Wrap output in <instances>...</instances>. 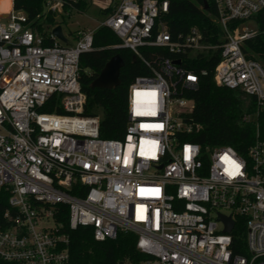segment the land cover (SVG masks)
Wrapping results in <instances>:
<instances>
[{
  "label": "built area",
  "instance_id": "1",
  "mask_svg": "<svg viewBox=\"0 0 264 264\" xmlns=\"http://www.w3.org/2000/svg\"><path fill=\"white\" fill-rule=\"evenodd\" d=\"M63 5L48 0L46 9L62 12ZM214 5L218 43L196 26L174 37L164 20L170 0H120L100 21L117 34L118 47L150 68L129 86L124 138H107L100 115L83 114L79 79L81 54L94 48L99 26L72 41L65 34L68 43L51 28L55 42L45 44L14 0H0V264L67 263L60 204L72 230L92 226L97 240L137 233L138 249L154 257L145 264H264V61L248 55L262 32L255 16L264 0ZM216 52V84L256 99L243 116L256 126L246 155L189 138L200 124L189 116L195 101L185 92L208 74L193 64ZM55 95L64 112L44 111ZM220 214L234 220L231 232ZM238 217L246 219L247 254L233 249Z\"/></svg>",
  "mask_w": 264,
  "mask_h": 264
},
{
  "label": "trees",
  "instance_id": "2",
  "mask_svg": "<svg viewBox=\"0 0 264 264\" xmlns=\"http://www.w3.org/2000/svg\"><path fill=\"white\" fill-rule=\"evenodd\" d=\"M47 2L48 0H14V7L28 15L29 26L44 36L45 44L55 42L50 37L51 28L67 23V16L73 10L84 12L91 5V0H64L62 12H57L47 10ZM115 4L102 9L104 17L115 9ZM216 12L214 0H170V8L165 13L164 20L174 37L186 34L196 26L202 31L204 40L218 43L221 41L222 30L215 21ZM255 20L262 32L249 42L251 48L248 55L264 61V10L255 16ZM71 33L75 34L70 30ZM93 37L94 48L83 52L80 57L79 79L87 94L83 114L100 115L101 136L124 138L129 113V86L137 76L149 74L150 68L132 51L118 47L120 39L111 28L99 26L95 29ZM156 50L160 55H170L165 50ZM116 54L125 60L120 73V84L114 89L92 87L93 80ZM219 59L216 52L214 56L208 53L203 59L197 58L194 61L193 66L198 72L207 69L208 74L200 76L196 89L185 92L186 96L195 101L189 116L200 124L199 131L192 133L189 138L199 142L204 149L229 145L246 155L256 138V126L252 122H245L243 116L256 108V99L241 90L216 84L214 73ZM56 100L58 97L55 95L48 105L43 107L44 111L64 112L60 106H54ZM259 122L261 136L264 137V110L260 114ZM5 206V201L0 202V208ZM69 215L67 205H58L56 219L63 224L62 230L70 235V260L65 264H145L148 260H154V257L138 249L137 233L120 231L115 239L97 240L92 226H80L72 230ZM245 220L242 217L236 220L232 232L234 253L247 254Z\"/></svg>",
  "mask_w": 264,
  "mask_h": 264
},
{
  "label": "water",
  "instance_id": "3",
  "mask_svg": "<svg viewBox=\"0 0 264 264\" xmlns=\"http://www.w3.org/2000/svg\"><path fill=\"white\" fill-rule=\"evenodd\" d=\"M207 8V6H206ZM52 32L64 43H68V37L64 33L62 24L53 27ZM180 63V60H176ZM125 65V60L119 54L113 56L110 61H108L105 67L102 69L100 74L91 83L92 87L114 89L120 84V73L121 69ZM219 218L225 223V231L231 232L234 227V220L230 216L220 214Z\"/></svg>",
  "mask_w": 264,
  "mask_h": 264
},
{
  "label": "rangeland",
  "instance_id": "4",
  "mask_svg": "<svg viewBox=\"0 0 264 264\" xmlns=\"http://www.w3.org/2000/svg\"><path fill=\"white\" fill-rule=\"evenodd\" d=\"M119 1L120 0H91V5L86 11L80 12L73 10L67 16V23H64L63 25L64 33L72 41L73 37L78 36L80 32L96 28L99 26L100 21L104 19L101 12L102 9ZM70 30L75 32L76 35H72V33L70 34Z\"/></svg>",
  "mask_w": 264,
  "mask_h": 264
},
{
  "label": "crops",
  "instance_id": "5",
  "mask_svg": "<svg viewBox=\"0 0 264 264\" xmlns=\"http://www.w3.org/2000/svg\"><path fill=\"white\" fill-rule=\"evenodd\" d=\"M74 38V37H73Z\"/></svg>",
  "mask_w": 264,
  "mask_h": 264
}]
</instances>
